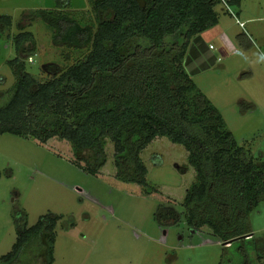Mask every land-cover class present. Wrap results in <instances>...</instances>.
I'll use <instances>...</instances> for the list:
<instances>
[{"label": "rangeland", "instance_id": "rangeland-1", "mask_svg": "<svg viewBox=\"0 0 264 264\" xmlns=\"http://www.w3.org/2000/svg\"><path fill=\"white\" fill-rule=\"evenodd\" d=\"M57 6L56 0H0V15L11 17L8 27L0 23V104L10 98L16 77L8 60L21 56L25 70L43 81L79 57L52 39L45 11ZM214 8L217 24L191 38L183 66L237 142L264 162V0H240L229 8L220 2ZM61 9L92 12L88 0H68ZM21 31L32 32L22 50L34 53L17 54L12 37ZM104 150L105 164L91 175L80 167L91 152L78 158L66 139L53 136L40 143L0 135V264H49L45 235L24 244L13 258H2L24 227L44 215L60 216L51 264H241L246 258L258 263L264 199L249 213L248 235L224 245L207 227L187 223L184 199L198 179L181 144L160 135L141 151L147 186L118 179L110 139Z\"/></svg>", "mask_w": 264, "mask_h": 264}, {"label": "trees", "instance_id": "trees-1", "mask_svg": "<svg viewBox=\"0 0 264 264\" xmlns=\"http://www.w3.org/2000/svg\"><path fill=\"white\" fill-rule=\"evenodd\" d=\"M56 1V9L45 11L52 39L79 57L43 81L25 70L21 56L8 60L16 77L10 98L0 104V135L40 143L53 136L66 139L78 158L91 152L80 166L91 175L105 164L104 143L110 139L115 176L143 186L148 169L141 151L165 135L188 151L196 171L198 180L184 199L187 223L207 227L224 245L248 235L249 213L264 199V162L237 142L183 66L191 38L217 24L214 7L221 0H88L92 12L62 10L68 0ZM0 23L8 27L11 17L0 15ZM32 36L21 31L12 37L17 54L34 53L22 50ZM59 217L44 215L24 227L2 258H13L24 244L45 235L51 264ZM256 254V261L264 262V251ZM241 264L252 263L246 258Z\"/></svg>", "mask_w": 264, "mask_h": 264}, {"label": "built area", "instance_id": "built-area-1", "mask_svg": "<svg viewBox=\"0 0 264 264\" xmlns=\"http://www.w3.org/2000/svg\"><path fill=\"white\" fill-rule=\"evenodd\" d=\"M221 2H222L226 7H228V8L230 7V6L228 5V3H227L226 0H221ZM236 22H238L240 25L243 24V22L240 21L238 18H236ZM209 47L212 48V45H210Z\"/></svg>", "mask_w": 264, "mask_h": 264}, {"label": "crops", "instance_id": "crops-1", "mask_svg": "<svg viewBox=\"0 0 264 264\" xmlns=\"http://www.w3.org/2000/svg\"><path fill=\"white\" fill-rule=\"evenodd\" d=\"M240 5V4H239ZM257 264H261L260 262H258ZM264 264V263H263Z\"/></svg>", "mask_w": 264, "mask_h": 264}]
</instances>
